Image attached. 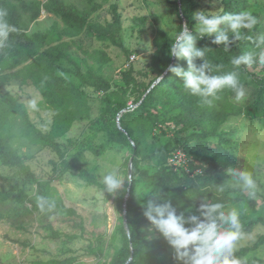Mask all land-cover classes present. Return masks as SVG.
I'll return each instance as SVG.
<instances>
[{
	"label": "trees",
	"instance_id": "obj_1",
	"mask_svg": "<svg viewBox=\"0 0 264 264\" xmlns=\"http://www.w3.org/2000/svg\"><path fill=\"white\" fill-rule=\"evenodd\" d=\"M174 3L180 20L178 32L184 25L194 31L196 0H179L180 5L178 0H174ZM221 5L219 15L250 11L257 23L252 29L243 30L242 39L232 42L227 51L223 45L212 44L211 37L198 40L197 46L210 47L206 59L217 68L214 74L238 72L243 90H253V98L246 104L234 102L235 94L230 90L221 91L219 99L214 100L212 106L188 94L181 78L169 71L170 66H180L186 70L187 63L183 59L177 60L169 56L168 50L174 38L163 31L158 32L154 41L156 49L152 53L149 69L153 76L149 82L140 80L130 67L120 74L124 88L111 90L109 82L98 76L86 60L72 50L68 42L61 39H72L85 33L97 41L108 42L126 52V47L118 37L122 24L115 5L111 6L112 21L102 24L90 21L75 5L64 0H0V12L5 13L3 19L14 29L8 40L0 46V85L14 82L17 86H34L44 103L52 110V123L45 133L30 120L24 103L8 92H0V165L8 167L5 174H0V179H22L33 187L34 192L30 195L20 187H0V202L12 200L25 204L26 211L32 213L41 211L37 197L43 196L55 201L52 210H45L49 214L48 217L45 216V228L50 231L52 240L63 237L70 242L84 234L83 217L64 203L52 184L53 178H38L26 163V156L20 154L8 140V135L17 130L32 144L49 146L57 157V160H50L54 170L72 172L88 185L103 189L96 174L67 160L57 141L70 130L74 122L85 117L90 110L85 93L70 79L74 78L84 86L102 93L103 117L107 118L103 131L107 142L124 145L134 155L130 191L127 197V189L117 196L122 212L126 197L125 217L129 233L124 228L122 213L120 223L112 234V239H118L119 244L110 260H104L100 264H183L175 258L174 249L162 235L148 232L149 221L143 215L141 202H146L151 194L139 198L136 195L141 194L144 189L160 190V195L171 201L177 214L184 212L185 217L199 215V205L204 196L210 202H222L226 210L239 204L242 207L239 212L241 235L251 233L258 225H264V196L257 194L260 200L249 199L247 195H238V190L228 188L224 193L215 192L216 184L232 180L225 175L227 169L247 170L258 183L254 166L245 158L227 150L225 146L231 140L220 127L230 117L239 116L261 120L264 124V65L257 61L250 66L235 69L230 62L232 56L248 51L259 53L260 49L255 48V42L264 36V6L250 10L253 4L249 0H221ZM179 6L183 19L179 14ZM43 11L58 18L63 28L58 30L55 22L51 32L29 33L30 24ZM200 62L199 59L196 61L197 64ZM131 92L136 93V98L131 103L134 107L129 106L126 96ZM117 116L123 130L116 126ZM134 125L140 127L139 132ZM146 131L151 134L150 141L145 138ZM177 151L186 156L184 166H174L170 162V157ZM128 163L129 157L125 161L127 167ZM139 185H144V189L138 190ZM201 187L209 191L199 193ZM105 194L106 197L112 195L106 191ZM52 212L76 219L77 228L81 232L62 233L55 229L48 220ZM104 243L105 240L98 236L85 246V251L88 255L100 258ZM263 244L264 235H261L252 246L240 248L234 255L243 256ZM74 260V257L51 258L37 264H72Z\"/></svg>",
	"mask_w": 264,
	"mask_h": 264
},
{
	"label": "rangeland",
	"instance_id": "obj_2",
	"mask_svg": "<svg viewBox=\"0 0 264 264\" xmlns=\"http://www.w3.org/2000/svg\"><path fill=\"white\" fill-rule=\"evenodd\" d=\"M64 1L75 5L90 21L102 24L112 21L111 6H116L122 24L118 37L126 47V52L108 42L97 41L85 33L72 39L66 37L61 39L68 42L70 48L82 56L98 76L109 82L111 90L124 88L120 74L130 67L135 76L148 83L153 76L149 69L152 53L156 49L154 41L158 32L163 31L171 38L178 33L180 20L174 0ZM249 2L253 4L250 10L264 6V0H249ZM196 5L195 13L219 15L222 9L221 0H196ZM55 22L58 30H61L63 28L61 21L43 11L37 20L30 24L28 32H51ZM63 64L68 66L66 62ZM66 76L69 78V75ZM70 79L85 93L90 110L85 117L74 122L65 135L57 139L67 160L96 174L99 179L102 174L114 168H119L121 175L127 176L125 161L128 157L130 159L132 153L124 145L107 142L103 131L107 118L103 117L102 93L92 87L84 86L78 79ZM243 91L244 96L240 101L233 99L237 104H246L253 98L251 88ZM0 92H8L24 103L30 120L43 132L49 131L52 110L44 103L34 86H17L11 82L0 85ZM126 96L128 103H132L136 93H127ZM134 126L139 132L140 127ZM220 129L225 131L226 136L231 140V143L225 146L227 150L245 158L254 166L258 178L257 194L264 196V124L261 120H251L246 116L230 117ZM146 132L145 138L150 141L151 134ZM8 140L20 154L26 156V163L38 178H53L52 184L57 188L64 203L83 217L85 231L81 238L74 241H66L63 237L52 240L50 231L45 228L47 223L45 216H49L48 211L28 213L25 204L15 203L12 200L0 202V264H37L39 261L51 258L68 257L75 258L72 264H100L104 260H110L119 244L118 239H112V234L120 223L123 213L118 206L117 196L127 189L128 182L125 181L123 188L117 190L115 194L106 197L103 189L88 185L72 172L54 170L50 160H57V157L49 146L32 144L17 130L8 135ZM7 170L8 167L0 165V174H5ZM143 186L139 185L137 189L143 190ZM0 187H20L30 195L34 193L33 187L22 179L10 181L0 179ZM228 189L238 190V195L246 196L238 188ZM257 194L255 198L260 200ZM230 208H235L238 212L242 210L239 204ZM248 213L249 210L246 214ZM48 220L62 233L81 232L74 218L52 212ZM261 235H264V225H258L251 233L241 235L236 243L235 252L240 248L252 246ZM98 236L105 240L102 247L103 255L100 258L88 255L85 251V246ZM235 258L239 264H264V244L254 251Z\"/></svg>",
	"mask_w": 264,
	"mask_h": 264
},
{
	"label": "clouds",
	"instance_id": "obj_3",
	"mask_svg": "<svg viewBox=\"0 0 264 264\" xmlns=\"http://www.w3.org/2000/svg\"><path fill=\"white\" fill-rule=\"evenodd\" d=\"M5 13L0 12V46L8 40L14 29L3 19ZM194 31L184 25L170 44L168 54L177 60L183 59L187 63L185 70L180 66H170L169 71L181 78L183 88L194 97L200 98L208 106L219 99L218 94L223 90L232 91L236 101L244 96L243 86L239 81L238 72L232 71L221 75L214 74L217 68L206 59L209 46L198 47L197 41L204 37H211V43L223 45L224 50L230 48L232 42L242 39V31L252 29L257 23L250 11L236 14L211 15L206 12L195 13ZM253 51L231 57V64L235 69L250 66L254 62L264 65V36L255 42ZM201 62L196 63L197 60ZM160 80L161 78L158 77ZM225 175L233 182H223L215 185V192L224 193L226 188H238L249 199H254L258 191V184L253 175L247 170L227 169ZM125 181H133L132 173L121 175L119 168L102 174L100 183L103 190L115 194L125 185ZM209 189L201 187L199 193ZM151 194L146 202L142 201L143 215L149 221L148 232H158L168 242L175 252V258L183 264H239L235 258L236 243L241 236L242 225L240 213L235 208L225 209L222 202H210L204 196L199 205V215H188L184 212L177 214L170 200L160 195V190L144 189L137 197ZM163 201V202H160ZM41 211L52 210L55 201L43 196L37 197Z\"/></svg>",
	"mask_w": 264,
	"mask_h": 264
},
{
	"label": "water",
	"instance_id": "obj_4",
	"mask_svg": "<svg viewBox=\"0 0 264 264\" xmlns=\"http://www.w3.org/2000/svg\"><path fill=\"white\" fill-rule=\"evenodd\" d=\"M178 5H180L179 0H178ZM179 14H180L181 18L183 19V16H182V13H181V10H180V6H179ZM153 85H154V84H153ZM153 85H152V86H153ZM152 86H151V87H152ZM115 123H116V126H117L118 129L123 130L122 127L120 126L119 116H117V118H116V120H115ZM128 138L130 139V137H128ZM130 140H131V139H130ZM131 143H133V142L131 141ZM133 157H134V155H132V156L130 157V159H129V163H128V167H127V172H128V174H129V172H131V164H132V161H133ZM131 173H132V172H131ZM130 187H131V183H129V185H128V187H127V190H126V197H127L128 193H129V191H130ZM126 197H125L124 202H123V225H124V228H125L126 232L129 233V229H128L127 222H126V217H125V206H126V202H125V201H126ZM131 257H132V256H130L129 259H131Z\"/></svg>",
	"mask_w": 264,
	"mask_h": 264
},
{
	"label": "built area",
	"instance_id": "obj_5",
	"mask_svg": "<svg viewBox=\"0 0 264 264\" xmlns=\"http://www.w3.org/2000/svg\"><path fill=\"white\" fill-rule=\"evenodd\" d=\"M129 106L132 107L133 105L129 103ZM170 162L174 166H184L186 163V156L183 152L177 151L173 153L172 156L170 157Z\"/></svg>",
	"mask_w": 264,
	"mask_h": 264
}]
</instances>
